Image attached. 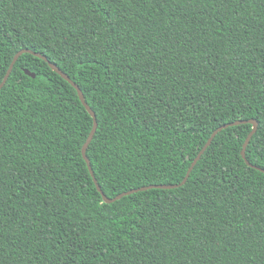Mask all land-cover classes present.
<instances>
[{"label":"trees","instance_id":"1","mask_svg":"<svg viewBox=\"0 0 264 264\" xmlns=\"http://www.w3.org/2000/svg\"><path fill=\"white\" fill-rule=\"evenodd\" d=\"M22 49L95 111L109 198L180 184L238 120L258 121L246 157L264 168V0H0V84ZM93 126L69 81L19 57L0 89V264H264L252 124L221 130L186 183L114 202L83 156Z\"/></svg>","mask_w":264,"mask_h":264},{"label":"water","instance_id":"2","mask_svg":"<svg viewBox=\"0 0 264 264\" xmlns=\"http://www.w3.org/2000/svg\"><path fill=\"white\" fill-rule=\"evenodd\" d=\"M24 53H32V54H34V55H36V56H38V57L44 59L45 61H47V62L49 63L50 67H51L54 71H56V72H57L58 74H60L64 79H66L67 81H69V82L75 87V89L78 91L79 97H80L82 103L85 105L86 109H87V110L89 111V113L93 116V119H94V126H93V129H92V131H91V133H90V135H89L87 141L85 142V144H84V146H83V150H82V151H83V156H84L85 160L87 161L88 167H89V169H90V171H91V173H92V175H93V178H94V181H95V183H96V186H97L98 190L102 193L103 198H104V200H105L106 202H114L115 200L120 199V198H122L123 196L129 195V194H131V193H133V192H137V191H139V190H147V189H150V188H164V189L175 188V187H178V186H180V185L186 183V181L188 180V178H189V176H190L192 170L194 169L195 165H196L197 162L200 160L202 154L205 152V150L207 149V147L212 143L214 137H215V136H216L221 130H223V129L229 127V126H234V125H238V124H242V123H250V124L253 125V129H252V131L249 133V135H248V137L246 138L245 143H244V147H243V150H242L243 158L246 160V162H247L250 166H252V167H254V168H256V169H258V170L264 172V168L259 167V166H257V165H254V164L250 163V162L247 160V157H246V149H247V146L249 145L250 140L252 139L253 135H254L255 132L257 131L258 126H259V123H258V121H257L256 119L238 120V121H234V122H230V123L224 124V125L218 127V128L212 133V135H211V137L209 138V140L207 141V143L204 145V147L202 148V150L200 151V153L198 154V156L194 159L192 165L190 166V168H189V170H188V173H187L186 177L184 178V180H183L180 184H152V185H148V186H143V187H141V188L131 189V190H129V191H125V192H123V193H120L119 195H117V196H115V197H113V198H109V197L103 192V190H102V188H101V186H100V184H99V182H98V180H97V178H96V176H95V174H94V171H93V168H92V165H91L90 159H89L88 156H87V151H86V149L88 148V146H89V144H90L89 141H92V139H93V137H94V134H95L96 129H97V126H98V121H97V116H96L95 111L91 108V106H90V105L88 104V102L86 101L85 96H84V93H83L82 89L80 88V86H79L75 81H73V80L70 78L69 75H67L63 70H61V68H60L57 64H55V63L49 61L48 58H47L45 55H43V54H41V53H39V52H35V51L31 50V49H22V50L18 51V52L15 54L14 59H13V61L11 62L10 66H9V69H8V71H7V73H6V75H5L4 79H3V81H2L1 84H0V85H2V86H0V89L6 84L8 78L10 77V75H11V73H12V70H13V68H14V65H15L16 61H17V60L19 59V57H20L22 54H24ZM25 72H26L27 74L31 75L32 77H36V74H35L34 72H31V71L28 70V69H26Z\"/></svg>","mask_w":264,"mask_h":264},{"label":"snow or ice","instance_id":"3","mask_svg":"<svg viewBox=\"0 0 264 264\" xmlns=\"http://www.w3.org/2000/svg\"><path fill=\"white\" fill-rule=\"evenodd\" d=\"M112 2L114 3L115 2V0H112ZM0 86H2V85H0ZM91 141H89V143H90ZM86 151H87V149H86ZM261 159H264V156H261Z\"/></svg>","mask_w":264,"mask_h":264}]
</instances>
